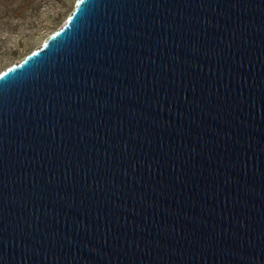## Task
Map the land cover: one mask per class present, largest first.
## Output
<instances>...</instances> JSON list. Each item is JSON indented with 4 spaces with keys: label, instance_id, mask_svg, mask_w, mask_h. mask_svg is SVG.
Listing matches in <instances>:
<instances>
[{
    "label": "water",
    "instance_id": "obj_1",
    "mask_svg": "<svg viewBox=\"0 0 264 264\" xmlns=\"http://www.w3.org/2000/svg\"><path fill=\"white\" fill-rule=\"evenodd\" d=\"M0 264H264V0H77L1 71Z\"/></svg>",
    "mask_w": 264,
    "mask_h": 264
},
{
    "label": "rangeland",
    "instance_id": "obj_2",
    "mask_svg": "<svg viewBox=\"0 0 264 264\" xmlns=\"http://www.w3.org/2000/svg\"><path fill=\"white\" fill-rule=\"evenodd\" d=\"M77 0H0V72L41 45Z\"/></svg>",
    "mask_w": 264,
    "mask_h": 264
},
{
    "label": "bare ground",
    "instance_id": "obj_3",
    "mask_svg": "<svg viewBox=\"0 0 264 264\" xmlns=\"http://www.w3.org/2000/svg\"><path fill=\"white\" fill-rule=\"evenodd\" d=\"M54 31H55V30H54ZM54 31H53V32H54ZM53 32H52V33H53ZM11 65H12V64H11Z\"/></svg>",
    "mask_w": 264,
    "mask_h": 264
}]
</instances>
